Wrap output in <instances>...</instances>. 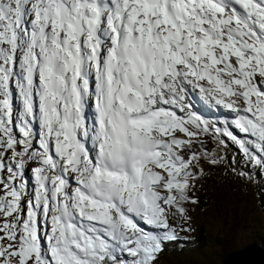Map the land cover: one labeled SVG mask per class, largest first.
<instances>
[{"label":"snow or ice","instance_id":"6c2138e0","mask_svg":"<svg viewBox=\"0 0 264 264\" xmlns=\"http://www.w3.org/2000/svg\"><path fill=\"white\" fill-rule=\"evenodd\" d=\"M229 144L264 173V0H0V264H159Z\"/></svg>","mask_w":264,"mask_h":264},{"label":"trees","instance_id":"16d2710c","mask_svg":"<svg viewBox=\"0 0 264 264\" xmlns=\"http://www.w3.org/2000/svg\"><path fill=\"white\" fill-rule=\"evenodd\" d=\"M208 146L215 147L211 141ZM225 153L226 158L220 163H205V176L196 182L195 195L199 202L195 206L189 205L191 221L197 222L193 239L183 240L178 230L181 239L166 245V252L160 259L162 263H173L171 248L176 245L202 250L213 243L219 246L222 261L249 243H260L264 249V173L245 168L238 159V149L233 145L229 144L227 149L218 150L220 155ZM234 154L237 156L235 164L231 160ZM248 213L257 215L256 222L262 225L261 233L253 231L250 220L245 221ZM214 221L225 222L220 233L209 232L208 226Z\"/></svg>","mask_w":264,"mask_h":264},{"label":"rangeland","instance_id":"374dc122","mask_svg":"<svg viewBox=\"0 0 264 264\" xmlns=\"http://www.w3.org/2000/svg\"><path fill=\"white\" fill-rule=\"evenodd\" d=\"M209 119H212L209 117ZM239 161L242 165L243 164V157L239 155ZM250 220L253 223V231H256L258 233H261L262 231V225L258 224L257 221V215L248 213L247 218L245 221ZM178 224H183V221H177ZM195 224L197 222L195 220L190 222V226L192 228V231H180L182 234V239L185 241H189L193 239V236L195 234ZM225 222L222 221H214L211 223V225L208 226L209 232L211 234L214 233H220L221 229H224ZM242 247V246H241ZM191 248V247H190ZM171 253L173 254V263L172 264H223L222 257L219 256V246L214 245L213 243L209 244L207 247H205L202 250H194L189 249V246L185 245V248L182 245H176L171 248ZM238 250V249H237ZM168 251V250H167ZM257 250L255 248H249L245 251V254H249L251 252H256ZM166 251H164L160 259L163 258V255ZM181 252V253H180ZM227 254H225L226 256ZM241 256V255H237ZM252 263L261 262L260 258L251 257ZM159 264H168V263H162L159 260Z\"/></svg>","mask_w":264,"mask_h":264},{"label":"water","instance_id":"95a60500","mask_svg":"<svg viewBox=\"0 0 264 264\" xmlns=\"http://www.w3.org/2000/svg\"><path fill=\"white\" fill-rule=\"evenodd\" d=\"M249 248H255L257 251L256 252H251L249 254H245V251ZM251 254V255H250ZM237 255H241V256H237ZM256 257V258H260L262 264H264V249L262 248L260 243H249L246 244L244 246H242V248H240L239 250L235 251L234 253H232L231 255H229L228 257H226L223 260V264H227L226 260L228 259V264H242V262H238L239 258H247V257Z\"/></svg>","mask_w":264,"mask_h":264},{"label":"bare ground","instance_id":"6f19581e","mask_svg":"<svg viewBox=\"0 0 264 264\" xmlns=\"http://www.w3.org/2000/svg\"><path fill=\"white\" fill-rule=\"evenodd\" d=\"M251 255V254H250ZM253 257V256H252ZM239 261L238 262H242V264H262L260 262H257V263H252V260H251V257H247L245 259L243 258H239L238 259ZM226 263L228 264V259L226 260Z\"/></svg>","mask_w":264,"mask_h":264}]
</instances>
